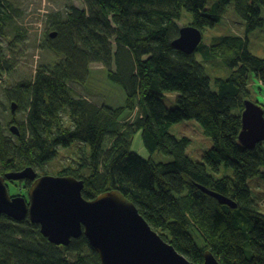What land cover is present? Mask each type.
Returning <instances> with one entry per match:
<instances>
[{"label": "trees", "instance_id": "obj_1", "mask_svg": "<svg viewBox=\"0 0 264 264\" xmlns=\"http://www.w3.org/2000/svg\"><path fill=\"white\" fill-rule=\"evenodd\" d=\"M84 1L86 10L72 6L64 17L49 20L56 35L49 32L44 46L61 60L37 70L33 80L18 83L11 91L14 97L7 93L16 106L25 108V118L14 142L0 136V175L44 165L60 148L79 141L83 145L75 150V164L63 166L57 175L82 179L85 199L117 189L154 231L195 264L203 262L205 250L220 264H264V209L248 184L257 177L264 193V149L262 142L251 149L238 142L243 102L250 99V74L264 84V57L249 49L248 39L249 32L264 27V0H214L210 9L206 0ZM228 5H233L245 34L220 36L196 49L231 70L227 77L215 79L213 91L196 51L186 54L171 42L178 37L182 10L191 15L190 24L203 31L221 20ZM6 7L7 0H0V29L11 21ZM4 60L0 50V70L6 73ZM92 62L101 63L108 80L121 87V106L96 105L72 94L67 82L85 83ZM165 93H176L174 107L165 105ZM126 111L136 116L124 125L120 120ZM183 120L198 122L212 141L201 161L186 154L188 137L169 132L170 125ZM138 131L150 154L157 150L172 160L155 162L132 151ZM221 167L230 168L232 175L214 178L207 172ZM30 182L6 185L8 192L13 190L11 196L25 197ZM199 185L230 198L236 207L220 204ZM0 264L100 260L83 235L58 246L28 218L15 221L2 215Z\"/></svg>", "mask_w": 264, "mask_h": 264}, {"label": "rangeland", "instance_id": "obj_2", "mask_svg": "<svg viewBox=\"0 0 264 264\" xmlns=\"http://www.w3.org/2000/svg\"><path fill=\"white\" fill-rule=\"evenodd\" d=\"M7 2L10 7H6V13L11 17V21L0 29L1 57L5 59L4 62L9 69L6 73H3V69L0 70V136H8L14 142L15 135L9 128L11 125H16L19 129L20 123L25 118V108L16 106L15 111L12 112L10 99L13 101L14 99L8 98L7 93L13 91L18 83L24 80H33L37 70H45L61 60L59 55L44 46L49 32H55L51 29L49 20L64 17L72 6L86 10L87 5L84 0H7ZM213 5L214 0H206L207 9L212 8ZM262 16L264 18V7H262ZM190 22L191 15L182 10L177 21L178 27L189 25ZM202 34L201 42L209 45L220 36H243L245 31L242 21L234 12L233 5H228L221 20L214 27L204 28ZM248 39L249 49L254 54L264 57V27L249 32ZM194 55L205 68V72L210 78V88L215 91V79L227 77L231 71L230 68L218 58L204 57L201 51H196ZM113 68L114 66H112ZM106 73L107 70L101 63L92 62L90 63L89 77L85 83L67 82V86L71 88L75 97L86 98L96 105L121 106L124 103V92L119 85L108 80ZM249 90L251 101L264 106V84L260 83L252 74H250ZM11 95L15 96L12 92ZM175 100L176 93H165L163 96V101L168 108L175 106ZM135 116V111L124 112L120 120L121 124L125 125L131 122ZM64 118H68L66 113ZM169 132L177 138L185 136L190 139L186 154L194 161H201L204 151L212 145L211 139L203 133L201 125L195 120H183L172 124L169 126ZM82 145L81 142L74 141L69 147L60 148L57 156L46 164L33 166V168L38 175H57L63 166L75 164V150ZM261 145L264 149V141ZM131 150L145 159L151 156L155 162L172 160L171 156L157 150L150 154L143 145L140 131L132 137ZM207 172L214 178L232 175V170L225 167H221L218 172L207 168ZM256 181H258L257 177H252L248 179V184L251 186L252 197L263 210L264 193ZM10 192L13 190L9 189ZM25 197L27 198V196ZM199 243L201 244V241ZM68 259L73 260L74 255L72 254Z\"/></svg>", "mask_w": 264, "mask_h": 264}, {"label": "water", "instance_id": "obj_3", "mask_svg": "<svg viewBox=\"0 0 264 264\" xmlns=\"http://www.w3.org/2000/svg\"><path fill=\"white\" fill-rule=\"evenodd\" d=\"M56 32H51L54 37ZM202 31L189 24L179 28L171 45L192 54L202 41ZM241 111L238 142L251 149L264 141L263 108L246 99ZM16 103L12 101L11 111ZM19 135L16 125L10 126ZM29 180L27 198L11 196L6 181ZM84 182L71 175H38L32 166L0 175V218L6 215L15 221L26 218L39 226V231L55 245L68 246L72 239L84 236L96 251L100 264H195L154 231L140 215L133 202L112 189L94 199L82 196ZM220 204L236 207L230 198L198 186ZM201 264H220L205 250Z\"/></svg>", "mask_w": 264, "mask_h": 264}, {"label": "flooded vegetation", "instance_id": "obj_4", "mask_svg": "<svg viewBox=\"0 0 264 264\" xmlns=\"http://www.w3.org/2000/svg\"><path fill=\"white\" fill-rule=\"evenodd\" d=\"M10 100H11V103H12L13 100H12V99H10ZM11 124H12V123H11Z\"/></svg>", "mask_w": 264, "mask_h": 264}]
</instances>
